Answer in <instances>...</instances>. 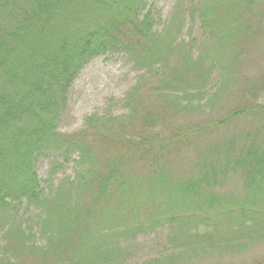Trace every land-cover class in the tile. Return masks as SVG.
I'll list each match as a JSON object with an SVG mask.
<instances>
[{"label": "trees", "instance_id": "trees-1", "mask_svg": "<svg viewBox=\"0 0 264 264\" xmlns=\"http://www.w3.org/2000/svg\"><path fill=\"white\" fill-rule=\"evenodd\" d=\"M146 5V0H0V230L8 254L27 253L38 264H108L116 256L118 237L168 225L174 250L148 264H183L191 252H221V232L212 221L224 213L230 222L238 220L239 229L248 218L256 220L258 212L252 206L261 204L264 196V138L260 135L245 140L246 147H236L240 140L235 137L217 151V159L223 158L228 165L233 160L245 172L244 201L240 206L230 201L229 209L216 193L215 168L184 182H171L164 173H152V180L141 181L133 177V168L152 172L171 143L190 145L195 131L158 144L149 132L163 125L168 112L187 111L192 98L203 95L201 89L212 73L217 72L219 82L224 74L231 77L223 81L236 82L234 72L244 62L250 43L264 36V0H201L193 6L191 17L199 20L204 38L192 41L193 49L174 39L175 22L161 34L154 31L152 14H143ZM114 52H125L145 71L127 94L129 114L90 118L86 129L73 136L59 133L78 73L94 58ZM174 63L181 68L173 73L168 69ZM187 72L195 76L194 87L189 84L193 75L185 78ZM146 86L154 96H161L166 105L163 114L147 111L153 92L146 93ZM223 90L220 82L217 95ZM262 92L264 80L255 81L245 91L243 105L204 131L250 117L264 121V105L257 104ZM140 121L145 128H136ZM75 155L74 177L44 194L36 169L38 158L60 156L69 162ZM155 189L167 195V214L150 211ZM23 202L42 214L43 245L14 222L16 203ZM205 212H216L215 217ZM141 215L146 224L138 223ZM201 225L213 229L204 228L201 234L191 228ZM199 237L202 242H197ZM181 240L187 244L179 246ZM226 245L233 249L240 243Z\"/></svg>", "mask_w": 264, "mask_h": 264}, {"label": "rangeland", "instance_id": "rangeland-1", "mask_svg": "<svg viewBox=\"0 0 264 264\" xmlns=\"http://www.w3.org/2000/svg\"><path fill=\"white\" fill-rule=\"evenodd\" d=\"M199 2L201 0H146V10L143 14L150 11L154 19L153 30L160 34L172 22L177 23L178 30H175L174 39L178 43H189L193 49L195 44L192 41L200 42L204 38L199 20L191 17L193 6ZM248 50L243 58L244 62L234 72L237 76L236 82L232 79L230 83L223 81L225 76L227 79L231 77L229 74H224L223 80L220 78L224 90L217 95L219 77L217 72L212 73L206 86L201 89L204 90L203 95L193 97V105L187 111L168 112L164 115L163 125L156 126L153 132H149L158 138L159 142L155 144L170 137L180 139L189 131L192 134L195 131L196 136L188 147H178L171 143L163 155L157 158V165L152 172L133 168L135 179L143 181L145 177H151L152 180L154 175L164 173L171 182H184L191 178L197 179L215 168L219 178L218 183L215 184L216 193L225 201V209L230 208V201L238 206L242 205L246 196L244 169L233 164V160H230V165L226 164V160L217 159L216 156L220 155L216 154L235 137L240 140L234 143L236 147L248 146V141L245 140L256 139L257 135H260V139L264 138L262 117L235 120L212 132L204 130H207L214 122L224 119L237 106L243 105L246 101L244 95L247 88L255 84V81L264 80V36L252 40ZM193 53L195 57L198 56L197 48ZM180 68V65L174 63L168 71L174 73ZM144 73L145 71L138 67L125 52L109 53L88 62L78 73L70 89L67 107L59 121L58 132L73 136L86 129L87 120L90 118L104 120L128 115L129 109L125 103L127 94L137 85ZM187 73L186 79H190L193 75L192 83L196 81L192 72ZM192 83L189 84L195 86V83ZM155 85L156 80L153 82V88ZM149 86L144 87L146 93L152 90L146 89ZM193 87L187 85L189 89ZM152 92H150L153 95L152 99L147 103L149 104L147 111L163 114L166 105L160 95L154 96L155 92L153 90ZM257 104L264 105V92L259 95ZM144 126L143 121H140L136 128H145ZM112 154L113 152L109 156ZM76 160H78V155L70 158L69 162H65V159L60 156L38 158L36 169L44 194H51L62 181L74 177L77 168ZM141 174H143L142 177ZM207 189L203 192L208 191ZM155 190L158 192L155 194L152 206L149 205L150 211L159 215L167 214L165 208L167 195L161 189ZM261 201V204L257 206L250 205V209L252 206L258 212L256 220L247 217L245 226L240 229L237 226L238 220L230 222L226 213H222L223 215L218 217V220L212 221L214 222L212 224L217 226V231L221 232L219 233L221 252L216 250L208 251L206 254L191 252L183 264H264V196ZM141 203L146 204L143 200ZM176 211L179 213L178 209ZM259 212H263V215L260 216ZM215 213L205 212L213 218ZM41 217L42 214L36 207L30 206L27 202L16 203L14 222L28 234L34 235L32 241L39 245L45 243L43 237L40 236ZM144 217L145 215H141L138 223L146 224ZM191 228L192 230L199 229L201 234L204 228L213 229V227L209 228L204 225ZM170 229L168 225H163L154 230L140 232L136 236L118 237L114 244L116 256L113 262L108 264H148L172 253L174 249L171 246V238L173 236L170 238ZM3 233L0 230V264L40 263L27 253L19 256L14 253L8 254ZM198 239L197 242H202L200 237ZM193 242L189 241L190 244ZM234 242L240 243L239 247L230 249L229 245H226ZM183 243L187 244L181 240L178 245L182 246Z\"/></svg>", "mask_w": 264, "mask_h": 264}]
</instances>
